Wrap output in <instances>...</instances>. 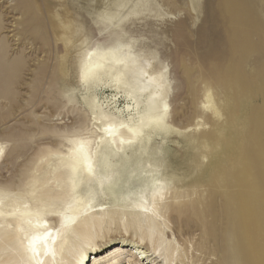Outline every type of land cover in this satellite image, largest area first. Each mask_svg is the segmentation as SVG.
Instances as JSON below:
<instances>
[{
  "label": "rangeland",
  "instance_id": "rangeland-1",
  "mask_svg": "<svg viewBox=\"0 0 264 264\" xmlns=\"http://www.w3.org/2000/svg\"><path fill=\"white\" fill-rule=\"evenodd\" d=\"M106 56L128 67L150 61L165 82L168 128L144 129L125 155L110 154L117 199L99 194L97 205L116 211L91 228L156 248L158 264H257L264 252V0H0V191L32 204L29 182L37 176L59 198L45 213L56 222L72 196L57 176L69 139L98 141L92 98L118 118L129 115L123 92L82 78L87 60ZM158 181L166 186L156 222L122 217V198ZM252 227L262 229L258 241ZM111 244L64 263L91 264ZM2 247L0 264H16L8 260L15 249Z\"/></svg>",
  "mask_w": 264,
  "mask_h": 264
},
{
  "label": "bare ground",
  "instance_id": "bare-ground-1",
  "mask_svg": "<svg viewBox=\"0 0 264 264\" xmlns=\"http://www.w3.org/2000/svg\"><path fill=\"white\" fill-rule=\"evenodd\" d=\"M107 58L106 56L93 63L87 60L82 65V78L88 82H104L113 90L123 92V95L132 101L124 107L129 115L126 119L118 118L110 108L104 109L93 99L94 97L92 98L89 104L93 109V119L102 122L100 134L97 136L98 141L91 144L88 136L80 135L69 139L70 146L59 161V165L65 167L63 168L65 171L57 176H60L62 181H67L72 196L56 211L54 218L56 222H50L45 213L55 211L54 206L59 198L54 197L45 188L44 181L37 176H32L29 182V190L35 192L29 194L32 204L24 206L16 197L17 193L11 195V192L0 191L1 245L2 248L9 246L11 251L15 249L13 255L8 254V260L16 264H65L64 258L68 259L70 255L78 257L86 248L92 251L111 243L109 249H112L110 252L113 255L105 254L109 249L102 250L93 255L98 258L91 264L160 262L154 247H146L124 235L97 236L96 231L91 228V224L99 221L102 216L107 215L111 218L112 213L116 211L112 208L102 211L101 205H97L99 194L106 197L112 195L117 199L113 188L116 184L114 173L109 170L112 166L110 154L125 155L133 143L142 141V137L145 136L144 129L168 128L165 123L167 104L165 82L162 81V75L154 71L150 61L135 62L128 67L125 61L118 62L116 57H113L111 62H108ZM36 186L40 188L36 189ZM165 186L166 183L158 181L151 185L148 193L139 191L132 196L123 197L122 203L119 204L122 217L131 215L134 224L148 220L151 227L158 215L157 196L161 195ZM30 199L22 202L26 204ZM97 206L99 208L95 209ZM97 225L101 228V223ZM252 228L258 241L262 238L260 235L262 229L259 232L257 227ZM138 230L135 227V233L142 237ZM46 233H51L46 245L41 244L37 247L33 244L36 236H43ZM262 259L264 252L260 254L257 264H262Z\"/></svg>",
  "mask_w": 264,
  "mask_h": 264
},
{
  "label": "snow or ice",
  "instance_id": "snow-or-ice-1",
  "mask_svg": "<svg viewBox=\"0 0 264 264\" xmlns=\"http://www.w3.org/2000/svg\"><path fill=\"white\" fill-rule=\"evenodd\" d=\"M51 238V233H46L43 236H36L33 240V244L37 247L41 244H47L48 240Z\"/></svg>",
  "mask_w": 264,
  "mask_h": 264
}]
</instances>
